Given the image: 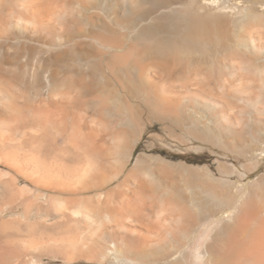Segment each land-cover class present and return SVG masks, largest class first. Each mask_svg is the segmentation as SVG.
<instances>
[{
    "label": "bare ground",
    "instance_id": "6f19581e",
    "mask_svg": "<svg viewBox=\"0 0 264 264\" xmlns=\"http://www.w3.org/2000/svg\"><path fill=\"white\" fill-rule=\"evenodd\" d=\"M203 1L0 0V213L43 232L19 257L264 264V0Z\"/></svg>",
    "mask_w": 264,
    "mask_h": 264
},
{
    "label": "rangeland",
    "instance_id": "374dc122",
    "mask_svg": "<svg viewBox=\"0 0 264 264\" xmlns=\"http://www.w3.org/2000/svg\"><path fill=\"white\" fill-rule=\"evenodd\" d=\"M224 0H204L203 2H206L208 4L211 3V5L219 4L220 2H223ZM230 2H233L232 0H229ZM234 2H239L238 0H235ZM160 131L161 133L165 134V132L158 126L155 125L149 133H157ZM144 140L151 141L152 138L146 137ZM144 140L139 144L137 147L135 153H137L144 145ZM157 148L160 150L163 155H166L173 159H179L177 158L175 153L181 154L184 158H186L187 162L190 164H208L212 166V161L214 158V155L211 153L209 149V145L198 142V141H191L187 145L176 143L175 141L171 140L170 138H167L165 140L157 139ZM159 146V147H158ZM172 152V153H171ZM187 153V154H186ZM204 153V154H203ZM182 160V159H181ZM259 161L261 165V169L264 170V153H261L259 155ZM132 165V162L129 164V167ZM119 180H115L114 182L108 184L103 188L107 189L115 184H117ZM4 188L0 185V205L3 203L5 199V191ZM3 192V193H2ZM147 213L151 214L149 215V218L152 220H158L162 218H167V216H170L171 213L167 211H156L148 209ZM21 215V216H20ZM20 218H19V217ZM23 215L19 213H8V214H2L0 213V264H113V260L109 257L105 262L100 263L98 261L96 262H88L87 260H76L74 262H68L65 258L60 257L57 258H48L47 256L43 257L40 262H30V258L28 255L19 257V251H22L24 246L26 244H29L33 240H40L43 236V232L41 227L37 224V222L34 220L33 215ZM22 217V219H21ZM29 218V219H28ZM154 218V219H153ZM3 219H9V224L3 223ZM24 220V221H23ZM10 225V226H9ZM138 229L142 230L143 227H137ZM145 232V228L142 230ZM109 230H105V241H109ZM40 233V234H39ZM197 231H194L191 235L190 239L187 241L188 244L193 243L197 237ZM42 234V235H41ZM145 234V233H144ZM41 235V236H40ZM150 235V233L148 234ZM116 239V238H115ZM115 241H120L118 238ZM121 242V241H120ZM135 244L141 243L137 241H133ZM185 247V246H184ZM182 247V248H184ZM178 254V253H177ZM176 254L174 253L173 256ZM18 256V257H17ZM168 256V258L173 257ZM154 264H160V263H154Z\"/></svg>",
    "mask_w": 264,
    "mask_h": 264
},
{
    "label": "crops",
    "instance_id": "0c3cea01",
    "mask_svg": "<svg viewBox=\"0 0 264 264\" xmlns=\"http://www.w3.org/2000/svg\"><path fill=\"white\" fill-rule=\"evenodd\" d=\"M150 230L153 231V228H152V227H149V228L145 229V234H146V236L149 237V238H151V239H152V238H155V233H154V232H150ZM149 233H150V235H148ZM177 243H178V244H177ZM175 244H176V245H188V243H186V242H181V241H180V242L177 241V242H175Z\"/></svg>",
    "mask_w": 264,
    "mask_h": 264
}]
</instances>
